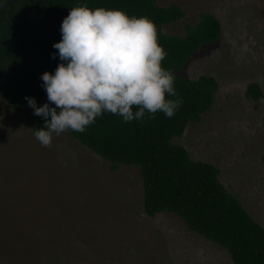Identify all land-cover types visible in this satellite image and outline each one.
<instances>
[{
    "label": "rangeland",
    "instance_id": "374dc122",
    "mask_svg": "<svg viewBox=\"0 0 264 264\" xmlns=\"http://www.w3.org/2000/svg\"><path fill=\"white\" fill-rule=\"evenodd\" d=\"M185 16L164 25L186 33L205 11L222 25L179 74L219 82L211 108L173 139L212 163L224 186L264 226V0H158ZM258 83L262 96L247 95ZM33 110L0 101V263L234 264L228 251L168 212L149 216L137 165L110 162L68 131L44 147Z\"/></svg>",
    "mask_w": 264,
    "mask_h": 264
},
{
    "label": "trees",
    "instance_id": "16d2710c",
    "mask_svg": "<svg viewBox=\"0 0 264 264\" xmlns=\"http://www.w3.org/2000/svg\"><path fill=\"white\" fill-rule=\"evenodd\" d=\"M80 5L120 9L129 16L150 19L167 53L162 66L174 77L177 96L168 98H179L181 104L171 118L162 112H145L140 120L125 122L119 115L104 113L83 133L67 130L69 134L108 160L113 170L120 164L140 167L147 215L173 213L191 229L224 247L234 264H264V226L224 186L218 167L192 159L187 148L173 141L183 135L189 122L199 121L211 108L219 88L213 75L190 78L178 73L201 47L219 40L222 25L213 13L203 12L196 25L187 26L185 34L169 35L164 25L185 16L184 9L175 3L161 6L158 0H3L0 101L4 98L16 111L33 110L26 96L35 98L37 106L47 102L41 74L54 72L61 62L58 56L52 58L58 52L52 45L61 39L62 20L71 8ZM247 95L259 100V84L251 83ZM44 122L36 116L33 129L42 128Z\"/></svg>",
    "mask_w": 264,
    "mask_h": 264
},
{
    "label": "clouds",
    "instance_id": "9594fccd",
    "mask_svg": "<svg viewBox=\"0 0 264 264\" xmlns=\"http://www.w3.org/2000/svg\"><path fill=\"white\" fill-rule=\"evenodd\" d=\"M60 33L52 58L61 62L40 77L47 102L37 106L35 98L25 97L33 114L44 118V126L33 129L42 146H51L54 134L83 133L104 113L125 122L145 112L175 114L181 101L168 98L177 96L174 77L162 66L167 53L150 19L80 5L62 20Z\"/></svg>",
    "mask_w": 264,
    "mask_h": 264
}]
</instances>
